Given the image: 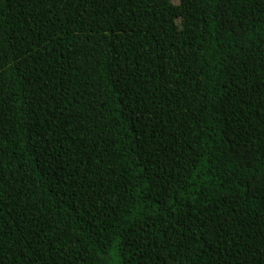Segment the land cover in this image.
I'll use <instances>...</instances> for the list:
<instances>
[{"label": "trees", "instance_id": "1", "mask_svg": "<svg viewBox=\"0 0 264 264\" xmlns=\"http://www.w3.org/2000/svg\"><path fill=\"white\" fill-rule=\"evenodd\" d=\"M0 264H264V0H0Z\"/></svg>", "mask_w": 264, "mask_h": 264}]
</instances>
